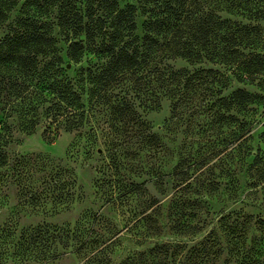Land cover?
<instances>
[{
    "label": "trees",
    "instance_id": "16d2710c",
    "mask_svg": "<svg viewBox=\"0 0 264 264\" xmlns=\"http://www.w3.org/2000/svg\"><path fill=\"white\" fill-rule=\"evenodd\" d=\"M17 8L27 15L34 11L39 17L57 9L58 27L73 36L65 58L59 53L50 26L35 15L18 19L15 29L1 33ZM140 16L146 18L142 35L138 33ZM262 23L264 0H137L136 4L85 0L84 10L78 0H0V68L6 74L19 73V79L5 74L0 85L6 82L8 97L21 98L15 112L19 114L18 126L26 134L44 127L43 135L49 140L61 132L89 136L93 132L92 128L87 130L92 111L105 109L113 117L105 128V145L113 147L114 159L117 154L134 152L155 160L163 155L165 146L139 114L140 106L154 110L161 98H168L172 101V120L187 113L190 118L199 117L203 112L233 120L236 107L247 112L261 103L264 96L244 88L228 96L225 92L232 78L240 84L264 85ZM82 35L84 39H78ZM90 56L96 59L95 64L71 76L70 62L79 65L89 62ZM172 58L193 66L207 62L214 67L193 72L175 70L165 65ZM120 87L122 90L117 92ZM85 94L90 108L86 107ZM11 129L7 122H0V198L10 179L22 187L32 168H50L54 174L51 184L44 185L60 191L54 199L60 204L66 193L62 175L68 171L52 160L21 157L14 163L13 176L6 178L2 173L11 165L6 152L12 142ZM93 137L97 138L95 132ZM190 167L180 164L175 168L177 187L184 186L178 191L182 192L180 197L190 186ZM160 168L152 163L149 171ZM141 186L133 184V188ZM24 190L23 187L20 193ZM42 194L37 189L29 205L39 206ZM263 224L262 220L252 224V217L244 214L240 234L227 225L232 234L230 245L235 250L241 242L244 245L252 225L264 232ZM62 231L49 226L19 231L17 227L4 226L0 229V264H47L57 259L59 249L69 247L70 240ZM164 249L167 264L169 248ZM176 249L173 258L181 256L185 248ZM221 251L219 244L208 238L179 264H216Z\"/></svg>",
    "mask_w": 264,
    "mask_h": 264
},
{
    "label": "rangeland",
    "instance_id": "374dc122",
    "mask_svg": "<svg viewBox=\"0 0 264 264\" xmlns=\"http://www.w3.org/2000/svg\"><path fill=\"white\" fill-rule=\"evenodd\" d=\"M84 1L78 0L83 10ZM50 11L39 17L34 11L27 15L17 8L1 33L15 29L18 19L35 15L50 26L59 53L65 58L73 36L58 27L57 9ZM145 20L142 16L137 20L140 35ZM88 60L79 65L70 62V75L96 62L93 56ZM166 64L190 72L214 67L207 62L193 66L180 58L166 60ZM5 74L0 68L1 81ZM6 76L19 79L17 71ZM5 83L0 85V122L12 126L13 135L6 148L11 165L2 173L6 178L13 176L14 163L21 157H44L68 171L62 175L66 193L60 204L54 201L60 191L46 188L54 175L50 168H32L22 187L10 179L0 198V229L11 225L18 231L37 226L64 230L69 247L59 249L61 255L47 264H164L165 246L169 248L166 263L179 264L208 238L222 249L216 264H264L263 231L252 225L244 245L241 242L235 250L227 228H236L240 234L244 214L252 217V224L264 221V99L247 112L236 107L233 120L207 112L195 118L187 113L172 120V101L168 98H161L154 110L142 105L138 112L160 137L165 146L163 155L152 160L133 152L117 154L114 159L113 147L105 145V128L113 117L105 109L92 111L87 130L92 128L93 132L89 136L61 132L49 140L43 135L44 127L34 134L21 131L19 114L15 112L21 98L8 97ZM237 88L264 96V85L240 84L233 78L225 95ZM84 100L90 108L87 94ZM152 163L161 168L149 171ZM180 164L191 165L190 186L182 197L178 191L184 186L177 187L179 176L175 169ZM133 184L142 186L133 188ZM37 189L40 195L43 193V201L36 207L28 202ZM82 243L86 244L77 249ZM177 247L185 249L181 256L173 258Z\"/></svg>",
    "mask_w": 264,
    "mask_h": 264
}]
</instances>
